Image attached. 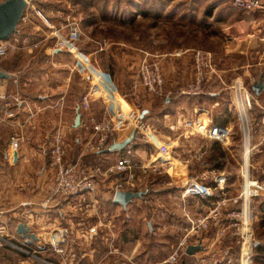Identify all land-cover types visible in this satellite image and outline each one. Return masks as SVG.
Here are the masks:
<instances>
[{
    "label": "crops",
    "instance_id": "1",
    "mask_svg": "<svg viewBox=\"0 0 264 264\" xmlns=\"http://www.w3.org/2000/svg\"><path fill=\"white\" fill-rule=\"evenodd\" d=\"M43 1L32 0L30 6L38 9L42 6L51 13L50 8L55 6ZM55 1L66 3V0ZM164 1L168 3L163 12L154 9V28L161 15L172 21L180 18L182 23L193 22L194 17H198L206 38L209 35L214 38L212 31L217 29L216 44L178 46L181 48L179 52L160 51L162 46H159L160 50L151 53L140 45L108 37L106 46L100 51L99 40L91 38L95 44L90 51L87 49L88 57L92 67L101 74L89 67H83L85 71L81 73L74 55L55 48V37L42 29L43 24L38 19L19 27L21 37L40 41V44L38 48L13 53L25 57L14 60V71H5L12 81L21 79L34 85L41 80L47 84V89L33 96L28 92L9 95L0 80V92L19 98L13 102V117L7 115L8 108L0 103V134L4 129L8 130L9 136L15 132L22 136L20 148L14 156L9 139L0 152V224L7 226L12 241L0 250V264H173L166 259L171 253V245L180 238L185 213L188 211L192 216L207 214L212 200L216 199L183 198L178 187L189 178L204 175L208 176L204 182L211 185H215L213 176H225L224 189L218 191V196L225 194L231 197V201L224 209V233L219 234L218 226H211L203 234L201 246L204 250L221 246L229 248L239 261L241 247L234 228L228 225L232 220L228 213L242 208L239 195L247 180L264 178V149L261 147L264 146V90L258 95L252 88L261 76L264 79V71L258 69L264 65V8L244 13L232 10V0ZM79 4L76 1L77 9V5L86 6L83 1ZM151 10L140 8L139 16H149ZM195 48L213 52L216 63L215 71L205 77L203 93L199 95L182 91L194 81ZM145 58L157 59L164 73L166 96L153 104L148 96L139 93L142 85L138 80V68ZM76 74V80L84 78L89 86L71 102L68 96L74 91L72 83ZM107 74L118 86L128 106L139 108L141 113L147 110L143 119L147 123L153 120L159 134L162 135L161 130L165 128L174 135L170 142L171 156L163 164L165 170L157 172L159 179L152 181L143 175L137 190L146 191V194L134 199L127 208L114 202L115 185L120 174L108 171L120 160L123 149L111 153L83 150L92 134L91 121L101 117L105 104L92 97L87 109L81 105L92 84L99 83L103 77L109 80ZM70 86L73 90L69 92ZM248 91L255 96L256 102L246 109L247 119L243 126L248 130L249 141L243 151L239 145L243 140L236 138L235 132L230 143L222 144L193 133L184 125L187 119H199L236 130L240 121L236 97L241 93L251 102ZM78 108L81 124L76 127ZM131 132V129L119 132L116 140H124ZM57 133H61L66 142L68 162L88 166L81 161V155L89 154L102 163L97 166L99 172L94 167L99 183L96 193L71 196L59 205L44 203L54 178L49 148ZM231 159L237 161L233 167H229ZM163 173L169 178V184H163ZM133 208L139 212L136 218L132 214ZM251 210L253 264H264V195L252 198ZM20 223L26 224L29 233L37 238L29 239L20 233ZM53 240L58 241L63 253L56 251ZM192 261L193 256L186 255L181 264H192Z\"/></svg>",
    "mask_w": 264,
    "mask_h": 264
},
{
    "label": "built area",
    "instance_id": "2",
    "mask_svg": "<svg viewBox=\"0 0 264 264\" xmlns=\"http://www.w3.org/2000/svg\"><path fill=\"white\" fill-rule=\"evenodd\" d=\"M31 4V2H30ZM235 9L241 12H251L264 8V0H232ZM28 8L21 19L20 25L27 21H32L30 14H27ZM63 19L49 17L42 10L34 8V14L42 20V29L49 33V36L55 37V48L67 50L75 57L76 67L85 68L90 59L86 52L80 48V42L83 40V30L81 20L72 12L61 11ZM28 23V22H27ZM30 23V22H29ZM19 30L6 40H0V62L10 54L21 52L28 48H38L40 41H28L18 34ZM106 41L99 42L98 50L102 51L106 46ZM85 56V58L82 57ZM194 81L185 89L184 93L199 95L203 93V82L209 72L215 71L216 63L212 52L202 49H196L193 52ZM102 79L97 84H92L87 94L84 96L81 107L87 109L92 97L99 98L105 104L104 111L98 120L91 121V137L84 144L83 150L90 153H98L108 148L119 132L131 129L137 130L134 141L122 150L120 160L115 166L109 167L110 173L120 174V178L115 185V191L118 190H137L142 176L149 171L161 172L163 164L167 162V155L172 153L171 145L166 142H160L158 138L157 147L160 152L161 162L138 164L135 160V146L137 139L148 133L150 125L141 116V110L137 107L129 106L126 109L123 105L124 99L121 97L118 86L111 80ZM138 80L147 90L153 94L164 95V73L157 59L145 58L138 68ZM247 95L251 97L248 91ZM0 101H3L4 107H7V115H15L12 110L13 102L19 101V98H11L6 93L0 92ZM239 108V115L243 123L246 122V109L251 105L248 97L239 93L236 97ZM184 125L193 133L201 134L209 139L216 140L226 144L231 138V131L228 125L211 124L200 121L199 119H187ZM246 134L248 132L246 130ZM147 135V134H146ZM22 142V136L15 132L10 135L9 145L12 155L19 150ZM68 149L61 133H57L50 144L49 157L50 164L54 169V178L48 191L45 194V204L59 205L61 202L71 196H81L84 194H94L98 190V174L100 168H89L80 162L71 163L67 161ZM215 185L207 184L208 176L200 178H189L183 182L178 189L181 196L187 198L190 196L199 197L205 200H212V207L207 214L192 216L187 211L185 213V224L181 227L182 232L177 243L171 245V253L166 262L181 264L183 257L187 254L186 249L191 244L203 245V234L211 226H218L219 234H223L226 226L224 225V209L229 205L231 197L225 194L218 196L219 190L224 189L227 178L222 175L212 177ZM264 195V184L257 180L246 181L243 185L239 198L242 201V208L231 210L228 215L232 218L228 225L234 228L238 243L240 244V259L237 261L232 251L226 247H214L210 250L201 248L198 252L192 254V264H253L252 247L254 236L250 231L252 221L251 200L254 197ZM8 229L5 224H0V250L12 244L9 240ZM53 247L56 251L63 253L64 249L59 246L58 241L53 240Z\"/></svg>",
    "mask_w": 264,
    "mask_h": 264
},
{
    "label": "rangeland",
    "instance_id": "3",
    "mask_svg": "<svg viewBox=\"0 0 264 264\" xmlns=\"http://www.w3.org/2000/svg\"><path fill=\"white\" fill-rule=\"evenodd\" d=\"M40 1V0H39ZM76 1L77 4L79 2H85L86 6L80 7L79 5L77 9L76 7ZM46 4H50L52 6H55V8H50L52 10L51 13H48L45 11L44 7L39 6V9L42 10L44 13H46L49 17H54L58 19H63L61 15V11L65 12H72L73 15H75L78 19L81 20V28L83 30L84 38L80 44V47L83 48L82 50L84 52H88L87 49L92 48V45L95 43L91 40V38L101 41H105L106 38L110 37L113 39L118 40H125L130 43H133L134 45H140L144 47L146 50H148L151 53L156 52L159 49V46H162V50L160 51H173V52H179L181 48H177L178 46L183 45H192L196 47H202V44L212 45L216 44V40L218 38V33H216L217 29H213V34L215 35L214 38L209 35V38L204 36V27L202 26V22L199 20L198 17H194L193 22H187L182 23L180 22V18H177L179 21H172L167 16L158 17L159 20H157L156 25V32L154 31V13L155 10L159 12L160 10L163 12L164 7L167 5V1L164 0H150V1H138V0H66V3H59L55 0H44ZM184 5V2L182 3ZM41 7V8H40ZM141 9H152L149 16L146 17H140L139 16V10ZM232 10H237L231 5ZM238 11V10H237ZM27 14H30L31 20L34 22L38 19L39 23L42 24V20L40 17L38 18L34 14V7L28 6ZM156 14V13H155ZM27 21V22H32ZM26 22V23H27ZM37 22V21H36ZM227 23V22H226ZM39 25V24H37ZM228 26V24H227ZM98 45V44H97ZM231 45V48H233V45ZM200 49V48H195ZM194 51V50H193ZM213 53V52H212ZM14 55V54H13ZM88 55V53H87ZM24 58L25 56H20L19 54L12 56L10 54L6 58L2 59L0 62V69L6 70V71H14L16 68L12 64H14V60L16 58ZM83 58H85L84 55H82ZM93 64H89L87 67L89 69L95 71L97 74H101L100 70H97L92 67ZM15 68V69H14ZM79 71L83 73L85 70L78 68ZM259 70L264 71V65L260 66L258 68ZM82 70V71H80ZM78 77V74H76L75 81L72 83V87L74 91L72 92L71 96L68 97L71 98V102L73 101V97L76 96V99L79 97L80 94L84 93L89 84H87L86 80L83 78L81 81L76 80ZM57 78V77H56ZM3 82L4 90L9 93H30L36 94L39 91L43 92L47 89V84L44 81H38L34 85L28 84L27 82L22 81L21 79L17 81H12L11 78H5L0 79ZM55 83V82H54ZM71 86L69 87V92L71 91ZM72 89V90H73ZM142 92V94H145V96H148L151 100V103H156L158 100H161L160 98H165L166 95L160 96L157 94L151 93L149 90H147L143 85L142 89L139 90V93ZM165 94V93H164ZM8 95V96H9ZM78 96V97H77ZM68 98V100H69ZM251 102L255 103V96L251 94ZM70 101V100H69ZM1 104H3V101H0ZM264 105V102L262 103ZM123 105L126 109H129V106L123 102ZM1 108V105H0ZM153 120L149 121L150 130L148 133L141 135L137 139V145L135 146V160L138 164L142 163H150L155 162L159 163L161 162L160 158V152L158 151L157 147V139H159L160 142H166L167 144H170L172 137H174L173 134H170L169 129L163 128L161 132L163 134H159V129L154 127ZM158 127V124H156ZM159 128V127H158ZM237 129H232L231 135L234 133L236 138H240L242 141L240 147L245 148V146L248 144L249 141V134H246V130L243 126V121L240 118V121L238 122V125L236 127ZM159 130V131H158ZM243 130V131H242ZM248 131V130H247ZM0 152L1 149L5 148L7 146V140L10 139L8 130H2L0 134ZM202 136V135H201ZM264 137V135H263ZM9 142V141H8ZM230 143V139L228 141ZM264 149V146H261ZM237 150V149H236ZM171 154L167 155V158H169ZM71 157V156H70ZM262 157L264 159V153H262ZM261 157V158H262ZM77 158V156H76ZM69 159V158H68ZM70 160V159H69ZM72 161V160H70ZM81 161L88 165V167L94 168L98 165H101L102 163L99 161V159L93 155H81ZM229 163V167H233L234 163L237 164V161ZM263 167H264V161ZM101 163V164H100ZM243 163V161H242ZM228 165V163H227ZM105 167V166H101ZM162 170H165L164 168ZM173 172V171H172ZM163 184H169L168 177L166 176V173H163ZM144 176H148L147 178L149 181H152L154 178L159 179L157 176V172L149 171L148 173L144 174ZM258 182L261 184H264V178L260 179L258 178ZM133 216L134 218L137 217L139 214L138 210L133 208ZM136 220V219H135ZM262 220V219H261ZM7 253V252H5Z\"/></svg>",
    "mask_w": 264,
    "mask_h": 264
},
{
    "label": "water",
    "instance_id": "4",
    "mask_svg": "<svg viewBox=\"0 0 264 264\" xmlns=\"http://www.w3.org/2000/svg\"><path fill=\"white\" fill-rule=\"evenodd\" d=\"M32 0H0V40H6L19 29V25L22 17L25 14L26 9L29 6V3ZM10 74L4 70L0 69V79L9 78ZM253 91L256 94H260L264 90V79L263 76L259 78L253 84ZM147 110H143L141 113V118H144ZM81 124V113L78 108L77 116L75 118V126L78 127ZM137 130L134 129L131 134L122 141L115 140L112 144L101 150L100 153H111L119 151L131 144L136 138ZM146 194V191L143 190H118L115 192L114 202L116 204L122 205L124 208H127L128 204L136 198L143 197ZM18 231L26 235L29 239H36L35 234L29 233V228L26 224L20 223L18 226ZM201 244L189 245L186 249L188 255H192L199 250H201Z\"/></svg>",
    "mask_w": 264,
    "mask_h": 264
}]
</instances>
